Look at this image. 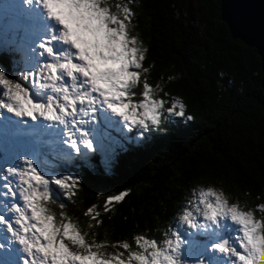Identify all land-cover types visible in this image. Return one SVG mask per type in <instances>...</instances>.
Segmentation results:
<instances>
[{
  "label": "rangeland",
  "instance_id": "1",
  "mask_svg": "<svg viewBox=\"0 0 264 264\" xmlns=\"http://www.w3.org/2000/svg\"><path fill=\"white\" fill-rule=\"evenodd\" d=\"M1 19L0 45L20 67L0 75V264H264L261 219L210 184L198 187L166 243L140 244L139 253L105 255L58 224L51 182L65 192L76 180L59 165L109 156L124 131L112 128L133 127L140 141L183 106L139 87L146 50L102 0H0Z\"/></svg>",
  "mask_w": 264,
  "mask_h": 264
},
{
  "label": "trees",
  "instance_id": "2",
  "mask_svg": "<svg viewBox=\"0 0 264 264\" xmlns=\"http://www.w3.org/2000/svg\"><path fill=\"white\" fill-rule=\"evenodd\" d=\"M102 1L146 50L139 87L176 97L183 114L140 141L121 133L109 156L72 160L74 185L48 192L58 194L47 202L57 223L72 224L105 255L139 253L140 244L166 243L198 187L210 184L264 227V93L256 50L231 37L218 0ZM14 63L13 50L0 45V75L14 76Z\"/></svg>",
  "mask_w": 264,
  "mask_h": 264
},
{
  "label": "water",
  "instance_id": "3",
  "mask_svg": "<svg viewBox=\"0 0 264 264\" xmlns=\"http://www.w3.org/2000/svg\"><path fill=\"white\" fill-rule=\"evenodd\" d=\"M221 21L231 37L256 50L261 61V89L264 93V0H218ZM264 112V99L261 102ZM227 242L221 247H226Z\"/></svg>",
  "mask_w": 264,
  "mask_h": 264
},
{
  "label": "bare ground",
  "instance_id": "4",
  "mask_svg": "<svg viewBox=\"0 0 264 264\" xmlns=\"http://www.w3.org/2000/svg\"><path fill=\"white\" fill-rule=\"evenodd\" d=\"M80 24H81V23H80ZM74 84H75V83H74ZM81 84H82V83H81ZM80 86H81V85H80ZM79 88H80V87H78L77 89H79ZM39 131H41V130H39ZM16 132H17V134H22L21 131H20L19 129H18Z\"/></svg>",
  "mask_w": 264,
  "mask_h": 264
}]
</instances>
